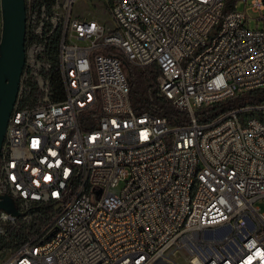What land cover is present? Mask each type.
<instances>
[{"label": "built area", "instance_id": "obj_1", "mask_svg": "<svg viewBox=\"0 0 264 264\" xmlns=\"http://www.w3.org/2000/svg\"><path fill=\"white\" fill-rule=\"evenodd\" d=\"M25 3L0 242L43 222L0 264H264V101L211 118L264 89V0ZM125 62L158 73L172 121L151 88L133 108Z\"/></svg>", "mask_w": 264, "mask_h": 264}, {"label": "water", "instance_id": "obj_2", "mask_svg": "<svg viewBox=\"0 0 264 264\" xmlns=\"http://www.w3.org/2000/svg\"><path fill=\"white\" fill-rule=\"evenodd\" d=\"M0 41V165L7 127L17 102L26 64L27 13L25 0H1ZM21 216L10 195H0V212Z\"/></svg>", "mask_w": 264, "mask_h": 264}, {"label": "trees", "instance_id": "obj_3", "mask_svg": "<svg viewBox=\"0 0 264 264\" xmlns=\"http://www.w3.org/2000/svg\"><path fill=\"white\" fill-rule=\"evenodd\" d=\"M50 53L54 56L57 53L56 40L50 49ZM125 72L128 76L130 86H131V102L133 108L137 112H151V102L148 97L147 90L151 88L152 96L154 102L158 105V112H154L158 115H166L172 121V113L169 111L166 103L163 100L158 99L156 90V77L157 72L154 69H136L130 66L128 63H124ZM264 101V89L257 90L248 93L244 97H239L234 100L226 101L222 104L215 105L211 110L213 111V116L215 118L224 111L232 109L240 104H260ZM42 219L37 218L31 226H27L23 222L17 223L8 229L7 236L3 238L0 242V251L9 248H15L23 244L26 239L36 231L38 226L42 223Z\"/></svg>", "mask_w": 264, "mask_h": 264}, {"label": "rangeland", "instance_id": "obj_4", "mask_svg": "<svg viewBox=\"0 0 264 264\" xmlns=\"http://www.w3.org/2000/svg\"><path fill=\"white\" fill-rule=\"evenodd\" d=\"M243 8H244V6L241 5L240 9H243ZM75 10L78 11L79 8H76ZM89 12H90V15H93V13H95V12H92V10H90V9H89ZM250 16L252 18H254V20L251 22V28H256V24H259L260 27H263V22H261V23L259 22L258 23L257 21H255V19H257L259 17L258 14L251 13ZM1 35H2V15L0 16V41H1ZM121 187L122 186H120L118 189H121ZM256 206L260 207L262 212L264 213V200L258 201L256 203ZM181 264H184V263H181Z\"/></svg>", "mask_w": 264, "mask_h": 264}]
</instances>
